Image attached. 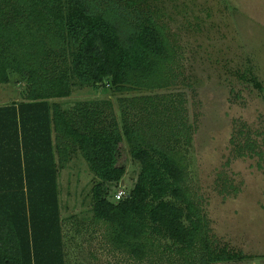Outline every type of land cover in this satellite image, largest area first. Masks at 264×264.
Listing matches in <instances>:
<instances>
[{
  "label": "trees",
  "instance_id": "16d2710c",
  "mask_svg": "<svg viewBox=\"0 0 264 264\" xmlns=\"http://www.w3.org/2000/svg\"><path fill=\"white\" fill-rule=\"evenodd\" d=\"M165 1L0 0V86L13 75L25 86L21 100L0 105V264H67L60 176L78 154L93 174L90 212L104 241L134 263L264 259L222 244L188 184L198 127L183 94L119 98L120 118L111 100L67 107L86 88L123 95L177 85L183 55ZM244 135L242 151L256 153ZM124 144L140 172L114 202L108 187L126 175Z\"/></svg>",
  "mask_w": 264,
  "mask_h": 264
},
{
  "label": "rangeland",
  "instance_id": "374dc122",
  "mask_svg": "<svg viewBox=\"0 0 264 264\" xmlns=\"http://www.w3.org/2000/svg\"><path fill=\"white\" fill-rule=\"evenodd\" d=\"M165 2L166 19L183 55L177 85L123 95L109 92V86L99 92L86 88L76 92L67 107L111 100L120 118L119 98L183 94L189 121L198 127L187 153L188 184L222 244L264 256V91L250 83L248 75L252 69L264 88V0ZM24 90L13 75L10 84L0 86V105L21 100ZM247 132L258 144L252 157L242 151ZM242 152L248 155L240 156ZM119 164L126 175L108 187L114 202L119 192L124 193L122 200L132 192L140 172L125 144ZM92 180L79 154L60 176L67 264H136L104 241V228L90 212ZM229 264H264V259Z\"/></svg>",
  "mask_w": 264,
  "mask_h": 264
},
{
  "label": "built area",
  "instance_id": "2783aa9c",
  "mask_svg": "<svg viewBox=\"0 0 264 264\" xmlns=\"http://www.w3.org/2000/svg\"><path fill=\"white\" fill-rule=\"evenodd\" d=\"M123 197H124V193H123V192H119V193L115 196L116 201H120V200H122Z\"/></svg>",
  "mask_w": 264,
  "mask_h": 264
}]
</instances>
